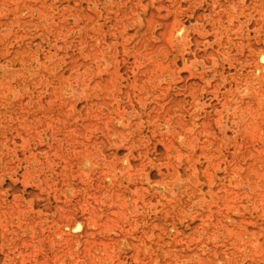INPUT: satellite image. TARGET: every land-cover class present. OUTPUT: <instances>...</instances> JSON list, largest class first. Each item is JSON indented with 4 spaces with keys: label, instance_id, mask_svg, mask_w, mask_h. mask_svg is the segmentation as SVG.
Returning a JSON list of instances; mask_svg holds the SVG:
<instances>
[{
    "label": "bare ground",
    "instance_id": "1",
    "mask_svg": "<svg viewBox=\"0 0 264 264\" xmlns=\"http://www.w3.org/2000/svg\"><path fill=\"white\" fill-rule=\"evenodd\" d=\"M208 2L215 18L201 29L210 50L183 65L208 70L209 89L196 80L181 83L167 61L136 68L132 88L112 86L108 97L79 111L66 105L65 111L77 113L72 122L62 119L63 110L49 115L34 147L22 140L23 191L15 185L0 190V209L10 192L17 214L53 216L60 236L67 232L78 243L103 248H37V240L33 248H0V264H264L258 251L119 248L144 244L143 234L201 240L208 225L215 239L223 236L230 147L238 149L244 135L264 145V0ZM137 3L144 8L143 0ZM186 29L173 25L178 42L186 40ZM225 63L228 68L220 69ZM205 94L207 102L199 99ZM40 192L44 205L37 202ZM5 213L1 220L9 218Z\"/></svg>",
    "mask_w": 264,
    "mask_h": 264
},
{
    "label": "rangeland",
    "instance_id": "2",
    "mask_svg": "<svg viewBox=\"0 0 264 264\" xmlns=\"http://www.w3.org/2000/svg\"><path fill=\"white\" fill-rule=\"evenodd\" d=\"M137 1L0 0V190L15 185L23 191L22 140H30L34 147L37 131L49 115L63 110L62 119L72 122L77 113L65 111L66 105L76 104L79 111L80 105L108 97L113 87L132 88L136 68L156 69V64L167 61L181 83L196 80L201 88L209 89L208 70L197 64L183 65L188 57L192 61L196 54L206 56L210 50L205 45L208 35L201 29L211 28L215 18L208 0H143L144 8ZM174 21L187 27L183 42L172 34ZM222 66L228 68L226 63ZM213 79L223 84L219 77ZM199 99L207 102L210 96ZM238 144V149L230 147L227 158V230L223 236L215 239L208 225L207 237L201 240L174 233L160 238L143 234L144 244L119 248L258 251L264 261V175L260 173L264 172V151L259 153L264 145L247 135L239 137ZM12 199L9 192L8 205L0 209L9 217L0 219V248H33L37 240V248H103L91 241L78 243L67 232L60 236L52 226L53 216L40 219L33 212L17 214ZM45 199L44 193H38L39 205ZM204 210L212 219L210 206ZM192 223L191 218L184 222L187 234V225Z\"/></svg>",
    "mask_w": 264,
    "mask_h": 264
}]
</instances>
